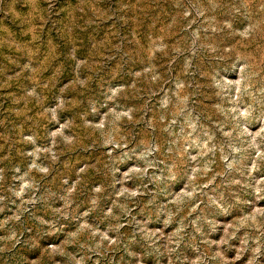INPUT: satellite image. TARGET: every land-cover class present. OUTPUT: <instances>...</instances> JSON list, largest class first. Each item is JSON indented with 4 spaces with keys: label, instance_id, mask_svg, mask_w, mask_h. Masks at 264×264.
Masks as SVG:
<instances>
[{
    "label": "rangeland",
    "instance_id": "rangeland-1",
    "mask_svg": "<svg viewBox=\"0 0 264 264\" xmlns=\"http://www.w3.org/2000/svg\"><path fill=\"white\" fill-rule=\"evenodd\" d=\"M0 264H264V0H0Z\"/></svg>",
    "mask_w": 264,
    "mask_h": 264
}]
</instances>
